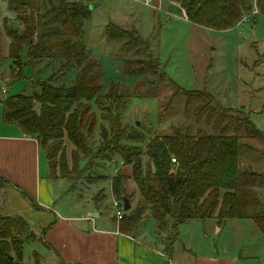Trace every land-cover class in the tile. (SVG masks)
Masks as SVG:
<instances>
[{
	"label": "trees",
	"instance_id": "1",
	"mask_svg": "<svg viewBox=\"0 0 264 264\" xmlns=\"http://www.w3.org/2000/svg\"><path fill=\"white\" fill-rule=\"evenodd\" d=\"M2 1L9 10L19 14L18 18L24 26L23 32H10L13 38L10 43L13 50L9 53L12 79L21 78L23 68L26 65L33 66L38 61L48 60V65L55 62L60 67H56L46 80H39L32 94H17L0 100L3 103L2 117L5 122L17 125L24 135L38 140L40 147L47 152L53 175L56 172L53 160L67 136L85 157L87 165L82 172H78L76 167L60 169V177L72 184V190L81 194L83 190L90 189L91 183L109 181L114 197L120 198L118 200L122 202L124 199L132 201L126 188V179L130 178V173L123 171L114 176L110 173L117 162L132 163V176L143 204L152 212L156 232L163 236L164 249L170 255L179 239L180 225L192 220L216 219L222 228L228 220L250 219L264 234V201L257 191L258 187L264 188V173L248 168L240 159L243 153L242 140L245 144V140L251 139L264 144V133L249 115L239 109L223 107L207 91L185 90L173 82L189 99L195 97L200 101L195 111V122L199 126L194 133L188 129H176L171 135L154 138L152 144L145 148L149 169L144 174L141 160L134 157L136 150L141 152L138 153L139 157L145 150L139 145L143 139L139 133L141 128L136 125L127 135L117 138L118 126L115 127V123L118 121V113L110 109L109 105L102 104L103 101H111L108 103L112 106L128 98H153L156 95L151 93L152 89L156 90L165 81H171L160 66L158 57L155 58L149 51V41L141 39L135 29H122L114 22L105 26L108 39L123 40L135 47L144 48L142 55L151 57L150 62H142L145 67L136 68L124 76L123 81L127 87H122V82L115 80L107 85L103 64L89 60V64L84 66L91 54L82 40L83 27L96 7L93 0ZM170 1L180 4L188 21L211 30H228L250 16V19L255 15L264 17V0ZM1 51L0 41V57ZM95 68L103 69L102 74L88 78ZM71 69L76 70L72 85L53 84L57 74L64 75ZM151 71L154 73L155 84L147 86L143 93L136 92L135 89L141 88L140 83H150L148 80L141 82V79ZM98 82L99 86H95ZM4 93H7L6 89ZM85 104H88L87 108L83 107ZM93 105L101 106L111 117L115 115L110 133H101L102 141L98 148L89 139V133L86 134L89 123L85 113L93 111ZM202 119H205V126L200 125ZM121 142L125 145L121 146ZM128 143H136L138 146L127 148ZM246 149L251 150L248 145ZM150 166H153L152 169ZM95 168L109 170L110 175ZM86 181L88 185L83 183ZM7 184L0 177V189L6 188ZM141 203L139 200L136 207H131V213L124 214L119 220L122 231L125 229V232H130L137 228ZM42 239L23 216L16 213L0 214V264H22L25 246L40 244ZM52 264L71 263L58 260Z\"/></svg>",
	"mask_w": 264,
	"mask_h": 264
},
{
	"label": "rangeland",
	"instance_id": "2",
	"mask_svg": "<svg viewBox=\"0 0 264 264\" xmlns=\"http://www.w3.org/2000/svg\"><path fill=\"white\" fill-rule=\"evenodd\" d=\"M93 5L96 7L92 17L85 21L83 27L82 40L86 43L91 54L86 59L84 66L89 64V60H96L103 64L106 70L105 82L108 83L107 85L115 80V82H122V87H127L123 81L124 76L134 72L136 68L145 67L142 62H150L151 57L142 55L144 48L135 47L123 40H111L106 37L105 26L109 22H114L122 29H135L141 39L148 40L149 51L155 58L158 57L160 66L171 78V81H165L156 90H151V93L156 97L128 98L123 102L117 101L112 106L108 103L111 101H103L102 105H109L110 109L118 113V121L115 123V127L118 126L117 138L127 135V132L138 125L136 127L141 128V132H139L141 138L143 136L142 143L139 145L144 150L152 144L154 138L166 134L171 135L176 129L183 131L188 129L194 133L199 126L195 122V111L200 101L195 97L189 99L190 97L184 95L173 82L185 90L207 91L223 107L244 111L251 117L258 129L264 133V17L255 15L250 19V16L246 21L228 30H211L188 21L185 17L186 12L180 7V4L170 0H159L152 4H146L142 0H93ZM18 16L17 12L9 10L7 4L0 1V41L2 44L0 100L17 94H32L34 85L39 80H46L56 70V67L60 68L55 62L48 65V60L38 61L33 66L26 65L21 78L12 79V61L9 58V53L13 50L10 44L13 38L10 32H23L24 30L22 20ZM254 17L256 20L252 21ZM65 39L67 40V38ZM63 40L60 39V41ZM102 71L103 69L95 68L91 70L88 78L98 76L102 74ZM75 75L76 70L73 69L64 75L57 74L53 84L72 85ZM153 75V71L144 75L141 82L148 80L150 83L146 82L145 85L140 83L141 88L135 89V91L143 93L147 90V86H153L156 81ZM7 81L9 83H6ZM99 84V82L95 83V86H99ZM92 85L91 83L90 86ZM4 88L7 93L3 92ZM111 90H114L113 86ZM130 94L132 95V93ZM87 106L88 104L83 105L84 108ZM2 113L3 103H0V120ZM85 116L89 123L86 134L89 133V139L93 140L98 148L102 141L101 133L108 134L110 128H113L112 119L115 115L111 117L110 113L104 111V108L93 105V111L85 113ZM204 120L202 119L200 125L205 126ZM245 141L251 150L246 149L247 145L242 140L243 153L240 158L242 164L264 173V144L252 139ZM124 145L121 142V146ZM137 146L136 143L126 145L127 148ZM145 151L146 149L139 157L141 152L136 150L134 156L141 160L144 174L149 169L147 166L149 158L145 157ZM84 159L85 157L66 136L61 150L53 160L56 172L52 175L60 177V169L66 167H76L78 172H82L81 170L87 167ZM152 167L150 166V169ZM132 168V163L117 162L115 169L110 170V173L113 176L123 171L130 173V178L126 179V188L132 197L130 204L134 208L139 200L142 202L136 222L138 223L137 230L146 232L145 240L151 243L152 237L158 235L156 221L148 206L143 204L137 183L132 176ZM97 170L109 174V170L100 168ZM83 183L88 185L87 181ZM89 186H91L90 189L81 192H84L81 199L85 202L88 200V194L97 189L94 196L99 197L100 195L105 200L101 208L97 209L98 213H101L97 222L99 225L109 226L116 217L113 201L120 198L114 197L113 199L112 186L109 181L91 183ZM4 188L0 189L2 191L0 193V211L4 205L5 197L4 190H2ZM98 188H102V190L99 191ZM257 191L260 199L264 201V188L258 187ZM89 210L90 212L95 210L92 203L89 205ZM126 213L130 214L131 209L124 210V214ZM209 224L204 225L202 220H197L180 225L182 250L192 249L196 255L217 253L215 255L234 257L237 258L238 264H264V234L252 220H228L221 233L220 231L216 233L212 226L209 227ZM161 238L163 236L158 239ZM40 244L42 245L38 244L39 247L36 244L25 246L22 264H46L47 261L40 248L45 247L46 243L40 242ZM182 250V253L178 252L179 256L183 254ZM33 251L35 252L33 253Z\"/></svg>",
	"mask_w": 264,
	"mask_h": 264
},
{
	"label": "crops",
	"instance_id": "3",
	"mask_svg": "<svg viewBox=\"0 0 264 264\" xmlns=\"http://www.w3.org/2000/svg\"><path fill=\"white\" fill-rule=\"evenodd\" d=\"M0 177L8 182L3 189L5 198L0 214L16 213L30 222L42 236V242L48 245L40 247L46 264L57 260L71 264H238L234 257L217 253L196 255L192 249L182 250L180 236L170 255L164 249L163 238L158 239L162 236L152 237L151 244L145 240L147 233L143 230L122 231L116 217L109 226L99 225L97 218L101 213L95 214V210L105 200L100 195L94 196L97 189L84 202L81 199L84 192H74L71 183L52 175L47 154L38 140L27 137L20 127L5 122L3 117L0 120ZM91 203L95 207L93 212L89 210ZM203 222L210 223L209 227L216 233L224 229L216 219ZM38 244V247L42 245Z\"/></svg>",
	"mask_w": 264,
	"mask_h": 264
},
{
	"label": "built area",
	"instance_id": "4",
	"mask_svg": "<svg viewBox=\"0 0 264 264\" xmlns=\"http://www.w3.org/2000/svg\"><path fill=\"white\" fill-rule=\"evenodd\" d=\"M142 1L145 2L146 4H152L153 2L159 1V0H142ZM3 92H5V88L3 89ZM113 205L116 208V217H117V220L119 221L124 216V210H123L124 205H123V202L118 200V199H115L113 201Z\"/></svg>",
	"mask_w": 264,
	"mask_h": 264
},
{
	"label": "water",
	"instance_id": "5",
	"mask_svg": "<svg viewBox=\"0 0 264 264\" xmlns=\"http://www.w3.org/2000/svg\"><path fill=\"white\" fill-rule=\"evenodd\" d=\"M123 202H124V210L125 211L130 210L131 209L130 201L128 199H124ZM97 213H98L97 210H95V214Z\"/></svg>",
	"mask_w": 264,
	"mask_h": 264
}]
</instances>
